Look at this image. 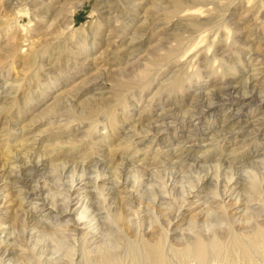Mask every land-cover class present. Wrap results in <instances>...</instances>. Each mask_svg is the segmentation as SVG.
<instances>
[{"label": "rangeland", "instance_id": "obj_1", "mask_svg": "<svg viewBox=\"0 0 264 264\" xmlns=\"http://www.w3.org/2000/svg\"><path fill=\"white\" fill-rule=\"evenodd\" d=\"M143 233L264 264V0H0V264H130Z\"/></svg>", "mask_w": 264, "mask_h": 264}, {"label": "bare ground", "instance_id": "obj_2", "mask_svg": "<svg viewBox=\"0 0 264 264\" xmlns=\"http://www.w3.org/2000/svg\"><path fill=\"white\" fill-rule=\"evenodd\" d=\"M63 155H65V154H63ZM59 157H61V156H59ZM65 157V156H64ZM254 160V159H253ZM247 187V186H246ZM258 189H257V187H256V185L254 184V183H249L248 184V187L247 188H245V191H246V193H248L247 195H248V200H251L252 201V197H254L255 198V196H257V194H258V191H257ZM250 198V199H249ZM254 200V199H253ZM248 202V201H247ZM209 206V205H208ZM116 211V210H115ZM125 212L124 211H116L113 215H112V217H114V224L115 225H120V226H123L124 225V223H125ZM42 218V217H41ZM37 219V218H36ZM8 220H10V221H12L13 222V217H10ZM14 223V222H13ZM36 223V222H35ZM113 224V225H114ZM36 225V224H35ZM40 226V225H39ZM57 226H59V225H57ZM68 226V225H67ZM40 228V227H39ZM42 228V227H41ZM53 228V227H52ZM60 228V227H59ZM63 229H65L66 230V228H63ZM62 229V230H63ZM36 230V229H35ZM48 230V229H47ZM59 230V229H58ZM62 230H60V231H57V232H62ZM69 230V229H68ZM67 230V231H68ZM49 232H50V230H48ZM56 231V230H55ZM64 231V230H63ZM51 233V232H50ZM50 233H48L47 235L50 237L51 236V238H53L52 237V235L55 237V233L54 232H52L51 234ZM54 233V234H53ZM66 233V232H65ZM119 235V234H118ZM155 234L154 233H149V234H145V233H143L142 234V240H143V242H142V245L141 246H139V247H137L135 250H131V253L130 254H128V253H126L127 254V256H125V257H129L127 260L128 261H130V264H163L164 263V257H163V250H162V247H160V245H162L161 244V242H162V238H160L159 239V241H158V244H150L149 242H151V240H148V239H152L153 238V236H154ZM58 236V235H57ZM56 236V237H57ZM59 236H61V235H59ZM36 237V236H35ZM48 237V238H49ZM93 237V236H92ZM60 238H63V237H60ZM146 240H145V239ZM59 238L57 237V240H58ZM54 240H56V238H54ZM62 240V239H61ZM124 240V239H123ZM164 240V239H163ZM27 241V240H26ZM34 241V240H33ZM36 241V240H35ZM52 241V240H51ZM59 241H60V239H59ZM100 240H97V238H96V243H98ZM14 242V241H13ZM53 242V241H52ZM84 245V244H83ZM99 248L98 249H100L99 250V252H100V257L102 258V260H103V263L104 264H110V263H116V260H117V258H118V256H117V250H115V249H111L108 245H103V244H101V246H98ZM4 252H6V250L5 251H1L0 250V255L2 256L3 254H4ZM22 251H19V252H16V256L18 257V259H17V261H18V263L19 264H27V262H29L30 261V259L28 258V257H26V256H24L22 253H21ZM31 252V251H30ZM29 253V252H28ZM27 253V254H28ZM33 253V252H32ZM191 254H192V256L194 257V259H196V260H199V261H201V260H203V259H205L206 257H207V255H208V246L207 245H205V244H203V243H200V242H197L194 246H193V248L191 249V252H190ZM13 254V253H12ZM30 254V253H29ZM35 254V253H34ZM38 254V253H37ZM9 255H10V253H9ZM85 254L83 253V256H84ZM34 256V255H33ZM32 255H31V257H33ZM37 256V255H36ZM17 257H15V258H17ZM35 257V256H34ZM11 258V257H10ZM37 259V258H36ZM122 259V258H121ZM126 259V258H125ZM10 259H8V261H9ZM32 260V259H31ZM35 260V259H34ZM119 260V259H118ZM124 260V256H123V259H122V261ZM16 261V262H17ZM125 261V260H124ZM5 262V261H4ZM87 262V261H86ZM121 262V261H120ZM14 263V262H13ZM6 264H8V263H6ZM17 264V263H16ZM128 264V263H127Z\"/></svg>", "mask_w": 264, "mask_h": 264}]
</instances>
